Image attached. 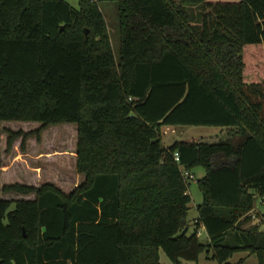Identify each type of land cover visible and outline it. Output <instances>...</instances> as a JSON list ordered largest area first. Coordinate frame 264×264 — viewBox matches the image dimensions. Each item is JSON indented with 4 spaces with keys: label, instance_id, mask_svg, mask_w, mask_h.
<instances>
[{
    "label": "trees",
    "instance_id": "1",
    "mask_svg": "<svg viewBox=\"0 0 264 264\" xmlns=\"http://www.w3.org/2000/svg\"><path fill=\"white\" fill-rule=\"evenodd\" d=\"M113 1L117 54L96 0H0V177L3 121L40 122L35 133L76 123L85 175L70 193L0 186L35 194L0 195L2 264H163L161 250L175 264L203 253L233 264L242 251L264 264V212L253 213L264 197V0ZM166 125L233 133L167 146ZM197 168L189 233L183 169Z\"/></svg>",
    "mask_w": 264,
    "mask_h": 264
},
{
    "label": "rangeland",
    "instance_id": "2",
    "mask_svg": "<svg viewBox=\"0 0 264 264\" xmlns=\"http://www.w3.org/2000/svg\"><path fill=\"white\" fill-rule=\"evenodd\" d=\"M103 10L109 25L113 49L117 54L119 39V19L116 2L113 0H96ZM70 5L76 9L79 8L78 0H67ZM264 74V60H260ZM259 61V62H260ZM263 61V62H262ZM41 127L40 122L34 121H3L1 123V158L2 172L0 177L1 188L6 184L22 183L34 186H40L50 182L57 185L65 193H70L78 187L84 180L85 175L77 171V144H78V126L76 123H60L51 125L40 132L35 133ZM11 132L18 133L12 147H8V138ZM233 132L226 127L215 126H195V125H177L164 126L162 130V141L165 145L174 140H204L215 141L227 139ZM27 134V136H26ZM205 175L203 168L189 170L185 176L189 183L188 193L191 195L190 209L188 212L189 233L195 228L196 218L198 216L197 206L203 201V194L199 188L198 180ZM3 198L18 199L23 195L18 192H4L1 190ZM262 199H258L259 206L255 208L254 215L261 213L263 207ZM185 220V224L186 221ZM184 224V226H185ZM206 231L200 234V239L206 241L208 238ZM243 253H236L232 258L233 264H259L256 255L248 258ZM161 262L163 264H175L164 251H160ZM182 264H218L210 257V254L203 253L199 261H184Z\"/></svg>",
    "mask_w": 264,
    "mask_h": 264
},
{
    "label": "crops",
    "instance_id": "3",
    "mask_svg": "<svg viewBox=\"0 0 264 264\" xmlns=\"http://www.w3.org/2000/svg\"><path fill=\"white\" fill-rule=\"evenodd\" d=\"M166 126H172V125H166ZM164 127V126H163ZM163 127H162V130H163ZM176 126H172V128H175ZM185 140H187V139H185ZM190 140V139H189ZM175 141H178V140H174V141H172L171 143H169V144H167V146L168 145H171L173 142H175ZM33 194V196L35 197V194L34 193H32ZM0 195H1V192H0ZM34 197H29V196H23V197H19L18 199H21V198H26V199H29V198H34ZM8 199H11V198H9L8 197ZM260 199H262L261 200V204H262V207H263V211L262 212H264V197H262V198H260ZM259 206V203H256V207L255 208H257ZM203 231H206V229H205V227L202 225L201 227H200V230H199V235L203 232ZM208 238V237H207ZM241 253H243V255H242V259H244V257H249V256H251V255H255V254H250L248 251H242Z\"/></svg>",
    "mask_w": 264,
    "mask_h": 264
},
{
    "label": "built area",
    "instance_id": "4",
    "mask_svg": "<svg viewBox=\"0 0 264 264\" xmlns=\"http://www.w3.org/2000/svg\"><path fill=\"white\" fill-rule=\"evenodd\" d=\"M175 159H176V161H179V160H180V159H179V154H178V153H176V155H175ZM183 174H184V176H186V175L189 174V171L183 169Z\"/></svg>",
    "mask_w": 264,
    "mask_h": 264
},
{
    "label": "water",
    "instance_id": "5",
    "mask_svg": "<svg viewBox=\"0 0 264 264\" xmlns=\"http://www.w3.org/2000/svg\"><path fill=\"white\" fill-rule=\"evenodd\" d=\"M86 33H88V30H86ZM184 224H185V220H183L182 226H184ZM0 264H2V259L1 258H0Z\"/></svg>",
    "mask_w": 264,
    "mask_h": 264
}]
</instances>
